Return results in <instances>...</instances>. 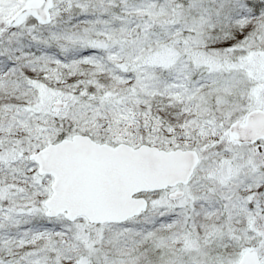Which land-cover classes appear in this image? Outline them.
I'll use <instances>...</instances> for the list:
<instances>
[{"label": "snow or ice", "instance_id": "1", "mask_svg": "<svg viewBox=\"0 0 264 264\" xmlns=\"http://www.w3.org/2000/svg\"><path fill=\"white\" fill-rule=\"evenodd\" d=\"M0 264H264V0H0Z\"/></svg>", "mask_w": 264, "mask_h": 264}]
</instances>
